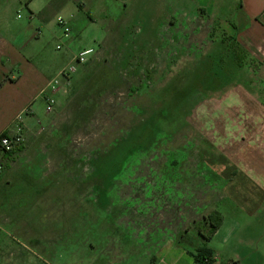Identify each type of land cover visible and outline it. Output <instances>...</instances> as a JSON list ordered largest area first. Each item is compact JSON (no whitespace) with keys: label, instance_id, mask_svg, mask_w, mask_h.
Returning <instances> with one entry per match:
<instances>
[{"label":"rangeland","instance_id":"rangeland-1","mask_svg":"<svg viewBox=\"0 0 264 264\" xmlns=\"http://www.w3.org/2000/svg\"><path fill=\"white\" fill-rule=\"evenodd\" d=\"M33 6L50 14L33 61L66 62L86 46L95 54L59 86L51 112L38 107L14 159H1L0 264H88L106 235L137 238L150 251L170 235L207 234L205 217L222 193L217 173L235 160L231 118L263 114L264 67L251 57L238 67L231 37L188 0ZM238 96L250 102L233 106ZM229 210L220 209L226 226H246L243 207ZM126 224V234L99 230ZM139 252L129 264H145ZM220 258L226 262V252Z\"/></svg>","mask_w":264,"mask_h":264},{"label":"crops","instance_id":"crops-1","mask_svg":"<svg viewBox=\"0 0 264 264\" xmlns=\"http://www.w3.org/2000/svg\"><path fill=\"white\" fill-rule=\"evenodd\" d=\"M114 1L118 3L123 0ZM188 1L193 2L196 9L213 17L227 36L234 39L245 57L253 58L264 67V0ZM33 2L0 0V136L22 134L24 128L40 119L37 112L41 104L45 113L49 97L53 96L57 105L62 94L60 88L56 91L46 90L48 84L78 51L91 47L69 51L66 62L62 59L61 63L50 61L39 65L33 61L41 54L37 43L40 37L36 32L41 31L42 26L39 25L50 19V14H45V9L41 10L40 7L36 6V9ZM240 100L247 104L250 102L248 97L238 96L233 98L232 105L238 106ZM222 112L219 111V116L225 120L228 116ZM231 119L235 160L223 163L221 173H217L215 181L218 187H222V193L215 210L222 216L220 209L223 206L234 213L236 207H243L246 226L235 223L226 226L223 218L209 240L203 239L198 232L197 238L192 241L187 236L188 230L180 238L170 235L161 241L157 239L150 251H145V245H138L137 238L130 243L125 238H119L118 243V237L106 235L102 244L96 246L98 250H92L88 255V264H112L115 257H118L120 264H129V255L133 257L139 250L135 258L137 261L142 258L145 264H194L192 255L203 246L212 252L214 264H264V109L263 114L242 110ZM99 230L105 234L120 230L121 234L123 231L126 234L129 227L126 224ZM130 230L133 231L132 228ZM212 242H216V246H211ZM242 249L248 253L247 258L242 256ZM143 251L144 254H141ZM225 252L227 260L222 262L220 255Z\"/></svg>","mask_w":264,"mask_h":264},{"label":"built area","instance_id":"built-area-1","mask_svg":"<svg viewBox=\"0 0 264 264\" xmlns=\"http://www.w3.org/2000/svg\"><path fill=\"white\" fill-rule=\"evenodd\" d=\"M57 24L63 30L65 36L70 32V26L66 20L61 17L56 19ZM36 35L40 36L41 31L38 30ZM61 47L57 46L56 50H60ZM95 54V49L92 47L84 48L78 51L69 63L61 69L57 76L50 81L46 90L56 91L60 86V81L65 84L70 83L71 77L76 73L77 68L86 63V61ZM56 104V100L53 96L47 99L46 112H51ZM24 142V138L19 133H13L0 138V149L4 152H10L17 147L21 146ZM0 170H2L1 158H0Z\"/></svg>","mask_w":264,"mask_h":264},{"label":"trees","instance_id":"trees-1","mask_svg":"<svg viewBox=\"0 0 264 264\" xmlns=\"http://www.w3.org/2000/svg\"><path fill=\"white\" fill-rule=\"evenodd\" d=\"M77 7L79 9H82V5L79 4L77 2ZM201 13L204 12L203 10H198ZM88 18H90L89 14H87ZM232 42H234V47L236 50L235 53V60L237 61L238 67H243L244 63V52L241 50V48L238 46V44L234 41L233 38L230 39ZM7 134H3L0 136L4 137ZM22 149V146L17 147L16 149L10 151V152H4L3 150L0 149V158L7 160V161H12L14 159V156L19 153ZM136 155L130 159V161H136L137 159H135ZM175 164V161H173ZM205 170V169H204ZM209 172V171H208ZM209 178V177H207ZM221 220H222V216L220 215V213L217 210H214L211 214H209L208 216L205 217V225L208 226V233L207 235H203L199 229V233L201 234V237L205 240H209L213 234L216 232V230L219 228L220 224H221ZM193 257V262L194 264H214L215 260L213 258L212 252L210 251V249L206 248V247H200L198 248L195 253L192 255Z\"/></svg>","mask_w":264,"mask_h":264}]
</instances>
